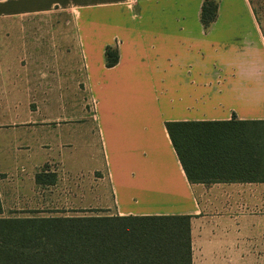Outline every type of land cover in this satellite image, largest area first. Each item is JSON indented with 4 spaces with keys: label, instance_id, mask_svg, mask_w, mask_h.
I'll list each match as a JSON object with an SVG mask.
<instances>
[{
    "label": "crops",
    "instance_id": "0c3cea01",
    "mask_svg": "<svg viewBox=\"0 0 264 264\" xmlns=\"http://www.w3.org/2000/svg\"><path fill=\"white\" fill-rule=\"evenodd\" d=\"M203 4L0 0L4 213L191 216L193 264H264L251 143L227 139L222 161L191 181L166 128L264 121V29L251 0H220L208 31ZM108 47L119 50L113 68ZM45 168L55 184L36 183Z\"/></svg>",
    "mask_w": 264,
    "mask_h": 264
},
{
    "label": "trees",
    "instance_id": "16d2710c",
    "mask_svg": "<svg viewBox=\"0 0 264 264\" xmlns=\"http://www.w3.org/2000/svg\"><path fill=\"white\" fill-rule=\"evenodd\" d=\"M220 0H204L206 31L217 21ZM120 61L108 47L106 66ZM167 131L188 178L213 171L224 158L227 139H247L248 161L264 174V121L168 122ZM201 161L202 168H198ZM56 173L36 175L38 185H53ZM0 264H193L191 216L2 217Z\"/></svg>",
    "mask_w": 264,
    "mask_h": 264
},
{
    "label": "rangeland",
    "instance_id": "374dc122",
    "mask_svg": "<svg viewBox=\"0 0 264 264\" xmlns=\"http://www.w3.org/2000/svg\"><path fill=\"white\" fill-rule=\"evenodd\" d=\"M258 20L261 24V26L264 29V0H251ZM29 211H12V210H6V212L2 215V217H17V218H28V217H107L109 214L106 213H97V211H94V213H91L92 211H81L79 214H71L68 211H32L31 213H28ZM23 213H28L29 215H24ZM43 213V214H42ZM28 216V217H24Z\"/></svg>",
    "mask_w": 264,
    "mask_h": 264
}]
</instances>
